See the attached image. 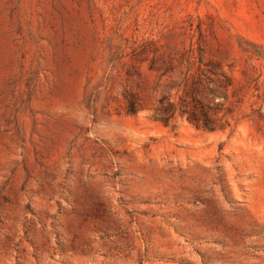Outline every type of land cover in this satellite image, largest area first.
<instances>
[{"label": "rangeland", "instance_id": "1", "mask_svg": "<svg viewBox=\"0 0 264 264\" xmlns=\"http://www.w3.org/2000/svg\"><path fill=\"white\" fill-rule=\"evenodd\" d=\"M0 264H264V0H0Z\"/></svg>", "mask_w": 264, "mask_h": 264}, {"label": "trees", "instance_id": "2", "mask_svg": "<svg viewBox=\"0 0 264 264\" xmlns=\"http://www.w3.org/2000/svg\"><path fill=\"white\" fill-rule=\"evenodd\" d=\"M167 112V110L164 111V113ZM162 114V113H158V116L162 119V120H167L168 118L166 117L165 114Z\"/></svg>", "mask_w": 264, "mask_h": 264}]
</instances>
